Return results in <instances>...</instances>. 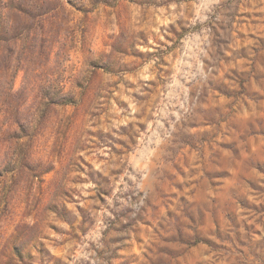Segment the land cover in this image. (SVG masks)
<instances>
[{
    "label": "rangeland",
    "instance_id": "1",
    "mask_svg": "<svg viewBox=\"0 0 264 264\" xmlns=\"http://www.w3.org/2000/svg\"><path fill=\"white\" fill-rule=\"evenodd\" d=\"M0 24V264H264V0H32Z\"/></svg>",
    "mask_w": 264,
    "mask_h": 264
},
{
    "label": "trees",
    "instance_id": "2",
    "mask_svg": "<svg viewBox=\"0 0 264 264\" xmlns=\"http://www.w3.org/2000/svg\"><path fill=\"white\" fill-rule=\"evenodd\" d=\"M38 6L32 0H0V24L3 23V16L6 10H18L23 12L29 8Z\"/></svg>",
    "mask_w": 264,
    "mask_h": 264
}]
</instances>
